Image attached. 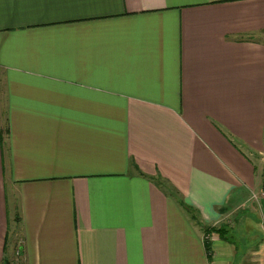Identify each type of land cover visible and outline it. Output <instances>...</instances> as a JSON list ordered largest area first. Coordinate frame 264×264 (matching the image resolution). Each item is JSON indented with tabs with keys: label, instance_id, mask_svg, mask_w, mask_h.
<instances>
[{
	"label": "crops",
	"instance_id": "1",
	"mask_svg": "<svg viewBox=\"0 0 264 264\" xmlns=\"http://www.w3.org/2000/svg\"><path fill=\"white\" fill-rule=\"evenodd\" d=\"M263 170L264 0H0V264H264Z\"/></svg>",
	"mask_w": 264,
	"mask_h": 264
},
{
	"label": "trees",
	"instance_id": "2",
	"mask_svg": "<svg viewBox=\"0 0 264 264\" xmlns=\"http://www.w3.org/2000/svg\"><path fill=\"white\" fill-rule=\"evenodd\" d=\"M180 205L184 208V210L186 212H188L190 214L191 218H194V215L192 214L193 209L190 206L182 205L181 203H180ZM222 229L225 230L222 225L219 226V227H215V226L202 227V233H206V232H208V233H212V232L213 233H218ZM204 247H205L206 252H208L209 251V246L204 245Z\"/></svg>",
	"mask_w": 264,
	"mask_h": 264
},
{
	"label": "rangeland",
	"instance_id": "3",
	"mask_svg": "<svg viewBox=\"0 0 264 264\" xmlns=\"http://www.w3.org/2000/svg\"><path fill=\"white\" fill-rule=\"evenodd\" d=\"M263 180H264V170H263ZM262 188H264V182H263V187ZM261 188V189H262ZM258 194V193H257ZM258 196V195H257ZM256 196V197H257ZM255 197V198H256ZM259 197V196H258ZM254 198V197H253ZM262 220H264V215L263 214H260L259 215V221H258V228H259V231L256 233V236H263L264 235V221H263V224H262ZM262 224V225H261ZM263 226V227H262ZM226 227H224V229H225ZM234 228H235V226H233V227H227V230H229V231H231V230H233L234 231ZM226 230V231H227ZM15 259V258H14ZM12 260V263L11 264H17L16 262V260Z\"/></svg>",
	"mask_w": 264,
	"mask_h": 264
},
{
	"label": "built area",
	"instance_id": "4",
	"mask_svg": "<svg viewBox=\"0 0 264 264\" xmlns=\"http://www.w3.org/2000/svg\"><path fill=\"white\" fill-rule=\"evenodd\" d=\"M257 195H258L259 197H264V188H262V189L258 192ZM258 196H257V197H258ZM252 197L255 198L256 196L253 195ZM263 221H264V220H262V224H263ZM262 224H261V225H262ZM262 227H263V226H262ZM263 228H264V227H263ZM209 237H210V233H208V232H206V233H204V234L202 235V239H203L204 242H207V240L209 239Z\"/></svg>",
	"mask_w": 264,
	"mask_h": 264
}]
</instances>
